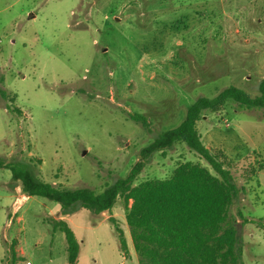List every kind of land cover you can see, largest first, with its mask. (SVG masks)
Wrapping results in <instances>:
<instances>
[{"label":"rangeland","instance_id":"374dc122","mask_svg":"<svg viewBox=\"0 0 264 264\" xmlns=\"http://www.w3.org/2000/svg\"><path fill=\"white\" fill-rule=\"evenodd\" d=\"M178 21L190 29L179 33ZM263 79L264 0H0V161L97 193L138 163L134 185L169 178L184 162L219 176L185 143L142 150L197 98L230 86L256 97ZM197 128L237 187L230 215L242 262L264 264V108L230 101ZM77 210L64 216L77 264H139L122 199L99 215ZM61 216L59 204L29 198L0 168V264H11V249L26 264L20 247L31 264H68L65 236L50 224Z\"/></svg>","mask_w":264,"mask_h":264},{"label":"trees","instance_id":"16d2710c","mask_svg":"<svg viewBox=\"0 0 264 264\" xmlns=\"http://www.w3.org/2000/svg\"><path fill=\"white\" fill-rule=\"evenodd\" d=\"M172 27L181 34L190 29L186 21H178ZM259 92V96L251 97L245 90L230 86L213 98L199 97L177 127L160 132L142 150L148 156L185 143L206 159L219 176L201 164L184 162L169 178L149 179L134 185L141 167L138 163L127 177L97 193L42 181L29 163L0 161V168L11 170L13 187L20 186L29 197L59 204L63 216L74 214L78 208L99 215L111 211L122 199L139 264H243L242 240L236 220L230 215L237 187L230 173L216 162L202 142L197 124L205 112H219L230 101L246 109H263L264 79L259 84ZM131 118L149 127L144 116ZM50 224L53 233L59 231L65 236L68 264H77L80 245L68 221L53 219ZM119 232L121 248L126 250L123 232L120 229ZM11 253V264H16L15 249Z\"/></svg>","mask_w":264,"mask_h":264},{"label":"crops","instance_id":"0c3cea01","mask_svg":"<svg viewBox=\"0 0 264 264\" xmlns=\"http://www.w3.org/2000/svg\"><path fill=\"white\" fill-rule=\"evenodd\" d=\"M29 198H33V197H29ZM67 216V215H66ZM65 216V217H66ZM65 217L64 216H61V219H65ZM40 245V242H38V244L36 245V246H39ZM20 250H21V256H22V258H24L25 260H24V262L26 263V264H31L30 262H28L27 260H26V258H25V255H26V253H25V251L23 250V247H20ZM21 263V262H20ZM19 263V264H20Z\"/></svg>","mask_w":264,"mask_h":264}]
</instances>
